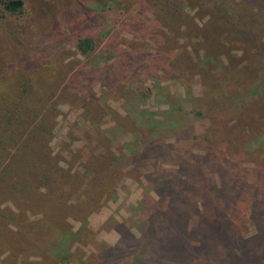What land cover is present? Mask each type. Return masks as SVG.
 <instances>
[{"label":"rangeland","instance_id":"374dc122","mask_svg":"<svg viewBox=\"0 0 264 264\" xmlns=\"http://www.w3.org/2000/svg\"><path fill=\"white\" fill-rule=\"evenodd\" d=\"M22 1L0 12V114L17 111L0 169L32 182L10 158L44 121L61 177L47 197L0 182V264H55L61 236L63 264H166L176 220L187 264H264V0ZM20 215L38 224L23 253Z\"/></svg>","mask_w":264,"mask_h":264},{"label":"trees","instance_id":"16d2710c","mask_svg":"<svg viewBox=\"0 0 264 264\" xmlns=\"http://www.w3.org/2000/svg\"><path fill=\"white\" fill-rule=\"evenodd\" d=\"M23 11H24V4L22 0H0V12L2 14L19 16L23 13ZM75 47L80 54H87L93 50L94 42L92 38L90 37H77ZM28 112H30V110H28ZM16 120H17V111L14 108H10L9 113L0 114V123L2 125L4 124L10 125L12 121L16 122ZM51 130H52V127L50 126H48V130H46L44 121H38L36 124H34L33 127H31L28 134L24 137L23 140L25 141L22 144L18 145L11 154L12 158H10V161H12L14 157L18 156L21 158L22 162H25L27 166L31 168L32 172L30 174L27 173L26 175L29 179H31V177L33 176L31 179L32 182H26L22 179H17V177L19 176L17 173H15V175L13 176L12 168L9 166L8 163H6L0 169V182L5 180V178H7V180H11V185H8V187L16 191L15 187L17 185V180L22 181L24 185L22 183H19L20 187H22L23 185L22 188L19 187V190L22 192V195H26L25 193L31 189V184H32L33 191L37 190V193H34L36 196L47 197L48 191H45L43 193L41 192V190H39V188L46 187L48 182L52 180V178L54 179V176L56 175V171H58L57 175L61 177L60 172H59L60 168H58L56 165L52 166V163L50 162V152L51 151L49 148V144L47 145V143H49V140H50L49 136H50ZM47 133H48V138H46ZM0 138H1L0 139V148H1L0 154H2L12 139L6 136V134H0ZM257 150H258V146L257 144H255V147L252 148V154H254ZM207 161H208V157L206 156L204 157L203 162L207 164ZM33 181H36L35 185H33L34 184ZM170 212L173 217L172 211ZM214 213H217V212L214 211ZM43 215H45L44 217H46L47 213ZM183 216L184 214L181 211V217ZM17 219H18L17 220L18 222L16 224V227L18 228V232L21 238L17 239L15 246L16 248L19 249V251H21V253H23L27 248V244H26L27 241L25 240L26 235L31 229L36 228V226H34L33 228L32 224L27 225L26 224L27 219L21 215L18 216ZM183 219L185 220V218ZM176 222L178 224H175ZM175 223H170V222L167 223L164 228L163 233L161 234L162 236H159L158 239L162 242L160 249H161V252L163 254H166L167 256L166 264H187L188 256L195 247L188 246V242H191V240L189 239L187 240L185 236L183 237V234L185 233L184 224L180 220H176ZM152 229H153L152 232H155V229L154 228ZM36 230H38V224H37ZM196 232L199 235V237L202 234H204V230H199ZM65 233L66 232L64 230H61L58 232V235H65ZM190 235H192V233L189 231V236ZM63 239H64L63 236L59 237L58 241L55 242L49 248L50 250L53 251L54 254H56L55 264H63L68 259V253L66 254V248L64 247ZM184 239L186 240V242L184 241ZM201 240H203V238ZM220 242H221L220 244H224L222 241ZM137 244L133 245V248H131V250L134 251L133 253H135V251L139 247L138 246L139 244L138 245ZM36 247H37V243H34L31 246L32 249ZM16 248L14 247L13 251L17 252ZM259 256L261 258V261L263 262L264 253L260 254ZM45 257L47 258L45 264H48V251ZM236 259L237 257H232L229 261V264H235L234 260ZM6 260L9 261L7 262L8 264H16V263L17 264H32L31 262H27V260L24 259L23 257L16 258L14 257V255L12 257H9L8 259L6 258ZM139 261L137 262V264L145 263V261H140V262Z\"/></svg>","mask_w":264,"mask_h":264}]
</instances>
